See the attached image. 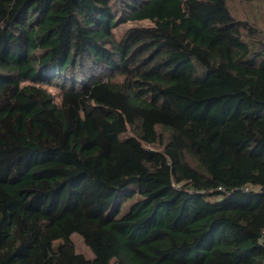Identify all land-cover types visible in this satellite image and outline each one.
Here are the masks:
<instances>
[{"label": "trees", "instance_id": "16d2710c", "mask_svg": "<svg viewBox=\"0 0 264 264\" xmlns=\"http://www.w3.org/2000/svg\"><path fill=\"white\" fill-rule=\"evenodd\" d=\"M256 34L228 0H0V264H264Z\"/></svg>", "mask_w": 264, "mask_h": 264}, {"label": "rangeland", "instance_id": "374dc122", "mask_svg": "<svg viewBox=\"0 0 264 264\" xmlns=\"http://www.w3.org/2000/svg\"><path fill=\"white\" fill-rule=\"evenodd\" d=\"M228 5L231 13L237 20L245 21L247 24L257 31V38L264 42V2H246L245 0H228ZM150 23L144 21L138 24L126 23L114 29V37L120 40L125 34L126 30L131 27L148 26ZM244 40L249 42L247 31L244 30ZM47 90L56 97L58 95L56 88L49 87ZM71 240L74 244L76 253L82 254L86 258H92L93 254L88 247L83 243L78 235H73ZM60 243L55 242L54 246Z\"/></svg>", "mask_w": 264, "mask_h": 264}]
</instances>
